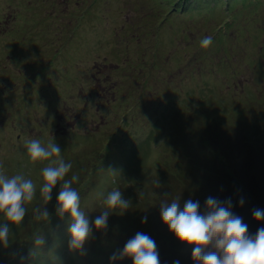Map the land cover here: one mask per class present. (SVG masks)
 Listing matches in <instances>:
<instances>
[{
    "label": "rangeland",
    "instance_id": "374dc122",
    "mask_svg": "<svg viewBox=\"0 0 264 264\" xmlns=\"http://www.w3.org/2000/svg\"><path fill=\"white\" fill-rule=\"evenodd\" d=\"M205 6L211 10L200 12ZM208 35L212 44L201 48ZM258 130L264 133V0H181L172 12L153 0H0V172L37 186L23 222L10 224L0 264H110L137 232L155 240L160 264H174L179 247L185 264H195L192 246L160 219V202L177 197L199 201L200 211L208 197L230 199L254 234L264 227L252 216L264 209ZM30 139L60 146L73 165L65 179L78 175L73 187L90 223L111 190L130 202L109 215L107 228L93 227L83 250L69 248L70 218L55 212L59 182L43 205L48 161L30 160ZM210 148L247 189L229 186L233 177ZM37 206L48 210L47 221L35 219ZM38 234L41 246L33 242Z\"/></svg>",
    "mask_w": 264,
    "mask_h": 264
},
{
    "label": "clouds",
    "instance_id": "9594fccd",
    "mask_svg": "<svg viewBox=\"0 0 264 264\" xmlns=\"http://www.w3.org/2000/svg\"><path fill=\"white\" fill-rule=\"evenodd\" d=\"M212 42L211 35L205 36L200 40V47L208 48ZM25 147L32 162L48 161L41 169L39 195L43 205L52 200V190L58 182L60 184L55 212L60 217L67 213L70 218L67 232L71 250H83L93 227L107 228L112 212L130 207L120 189L115 188L104 196L105 208L90 223L81 208L80 194L73 187L79 181L78 175L72 174L70 179H65L73 165L65 161L60 146L53 139L46 146L40 139H30ZM36 194L37 186L32 179L25 178L23 174L9 176L0 172V246L9 244L10 224L16 226L23 222L26 205L34 200ZM238 203L243 205V198ZM200 207L199 201L191 199L181 204L179 197L160 202L161 221L178 241L192 246L191 257L195 264H264V227L250 234L242 217L232 211L230 199L221 201L208 197L203 211ZM32 211L37 221L49 219L46 208L37 206ZM252 216L257 221L264 219V209H255ZM141 222L146 223L147 216L142 217ZM33 242L35 246H41L44 240L38 234ZM124 257H130L132 264H160L155 240L143 232H137L128 239L122 249L109 257V262L113 264ZM174 264H179V261Z\"/></svg>",
    "mask_w": 264,
    "mask_h": 264
},
{
    "label": "trees",
    "instance_id": "16d2710c",
    "mask_svg": "<svg viewBox=\"0 0 264 264\" xmlns=\"http://www.w3.org/2000/svg\"><path fill=\"white\" fill-rule=\"evenodd\" d=\"M189 8H190V6L188 7L187 5L186 6H184L183 7V10L184 11H188L189 10ZM258 141H259V143H262L263 144V146H264V133H260V131L258 130ZM210 153L212 154V156H213V158L214 159H218V161H219V163H220V165H221V167L229 174V176H231V177H233V180L229 183V186L230 187H233V186H235V188H237L238 189V186L240 187V189H238V190H244V188L245 189H247V186L245 185V183L243 182V180L240 178V177H238V175L236 174H233V173H235V171L233 170V168L230 166V163L228 162V160L224 157V154H222V152H220V151H218V153L219 154H217L216 152H214V150L213 149H211L210 148ZM219 155H221L222 156V158H220V156ZM200 181V180H199ZM234 181V182H233ZM232 184H233V186H232ZM218 191H219V193L221 192L220 191V189H217ZM253 194V193H252ZM258 200V199H257ZM258 205H260L261 203H260V201L258 200V203H257ZM262 208H263V206L262 205H260ZM151 215V214H150ZM160 215V214H159ZM131 216V215H130ZM153 217V216H152ZM154 218V217H153ZM155 219V218H154ZM165 242L166 243H168V244H170V245H172V244H174L175 242H177L176 241V239L175 238H169V239H167L166 237H165ZM179 246V245H178ZM173 250H175V253H177V255L176 256H179V259L177 260V261H179V264H185V261H184V255L182 254V252H181V248L179 247L178 249H175V248H172Z\"/></svg>",
    "mask_w": 264,
    "mask_h": 264
}]
</instances>
